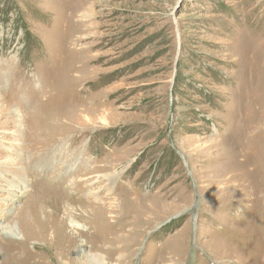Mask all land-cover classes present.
<instances>
[{
  "label": "rangeland",
  "instance_id": "rangeland-1",
  "mask_svg": "<svg viewBox=\"0 0 264 264\" xmlns=\"http://www.w3.org/2000/svg\"><path fill=\"white\" fill-rule=\"evenodd\" d=\"M59 193L120 211L82 234ZM86 237L114 264H264V0H0V264H91Z\"/></svg>",
  "mask_w": 264,
  "mask_h": 264
},
{
  "label": "bare ground",
  "instance_id": "bare-ground-1",
  "mask_svg": "<svg viewBox=\"0 0 264 264\" xmlns=\"http://www.w3.org/2000/svg\"><path fill=\"white\" fill-rule=\"evenodd\" d=\"M72 123V122H71ZM72 125V124H71ZM77 136H71V137H69V139H68V141L70 142V141H73L75 138H76ZM54 143V142H53ZM52 143V144H53ZM65 143V142H64ZM66 144V143H65ZM65 148V147H64ZM51 152V151H50ZM54 154V153H53ZM56 158V161L60 158V156H58L57 155V157H55ZM91 165V164H90ZM66 166H68V165H66ZM89 166V165H88ZM90 167V169L88 170V172L89 173H95V171H97V167H99L98 165H95V166H93V168L91 167V166H89ZM74 166H71V165H69L68 166V168H67V170H66V172H65V175H67L68 176V172H69V170H74ZM88 168V167H87ZM76 171V170H75ZM74 171V172H75ZM79 171V170H78ZM87 172V171H86ZM87 172V173H88ZM82 174H80V175H78V176H75L74 177V179H72V180H70L69 181V183L70 184H74V187H76V188H79V190H80V192H81V189H85V188H87V180L86 179H84V177L85 176H87L86 175V173H85V175H84V170H83V172H81ZM64 175V176H65ZM98 176V175H97ZM103 176V175H102ZM99 177H101L100 175H99ZM107 177V176H106ZM89 178V177H88ZM109 179V178H108ZM107 179V180H108ZM100 182V181H99ZM86 183V184H85ZM249 184V183H248ZM241 185V184H240ZM234 186V185H233ZM68 187V186H67ZM74 187H71V188H73V190H74ZM244 187V186H243ZM69 188V187H68ZM76 188H75V190H76ZM257 188V187H256ZM46 190H48V191H45L46 193L47 192H49V191H52L53 190V192L52 193H50L48 196H50V195H52V194H54V190H55V188H53V187H51V188H48V187H46L45 188ZM65 189V188H64ZM232 189V188H231ZM255 189V188H254ZM253 189V190H254ZM58 190V189H57ZM78 190V189H77ZM239 191V190H238ZM237 192V191H236ZM71 193V192H70ZM72 193H76V191H73ZM229 193V192H228ZM232 193V192H231ZM43 194V193H42ZM82 194V193H81ZM251 194V193H250ZM249 194V195H250ZM236 195H237V193H236ZM239 195V194H238ZM241 196V195H240ZM249 197V196H248ZM78 198H79V196L75 199V202H73L77 207H75V206H72L70 203H65V204H63V202H59V201H61V196H60V193H59V195H57L55 198H53V199H51L50 197H49V199H51L52 200V202H55L54 204H55V207H53V209H54V212H56L55 214L57 215V216H55L56 218V220H59L58 218V216H60V215H62V212H63V210H64V214H65V216H63V217H65L66 219H64L63 217V219H62V221L63 222H65V224L62 226V227H64L65 225H67V221H69V219H70V221H72V226H74V227H76L77 229H82V231L80 232L79 231V233H82L83 232V230L84 231H86V229L88 228L89 230H90V228H92L93 227V224H95L96 223V221H95V218H93V216L91 217V215H94V213H99V214H102V213H104L105 214V216H106V213L107 212H111L112 211V213L114 214V213H117V212H119L118 211V209H116V204L118 205V203L119 202H117V200L116 199H111V198H109V200L108 201H106V199H100V198H98L99 200L97 201H95V200H93V199H90L89 198V200H78ZM247 198V197H246ZM259 198V197H258ZM95 199V198H94ZM108 199V198H107ZM73 200V199H72ZM63 201V200H62ZM71 202V201H70ZM98 203H100V205H97ZM94 205V206H93ZM96 206V207H95ZM120 206V205H119ZM64 207V208H63ZM123 207V206H122ZM74 208L76 209V210H78L79 212L76 214V217H77V219H75L74 217H71L70 216V213H71V211L73 212V211H75L74 210ZM120 209V208H119ZM121 209H123V208H121ZM86 212V213H88V214H91V215H89V216H87V217H91L90 219H88L87 217H86V220L84 219V217H83V213H81V212ZM103 211V212H102ZM105 211H106V213H105ZM76 212V211H75ZM67 216V217H66ZM72 216H74V215H72ZM101 217H102V215H101ZM109 217V216H108ZM114 217H115V215H114ZM120 217V216H119ZM102 218H104V217H102ZM106 218V217H105ZM106 219H108V218H106ZM115 219V218H114ZM116 219H118V217L116 218ZM116 219H115V221H116ZM66 220V221H65ZM96 220H98V219H96ZM83 221H85L86 222V225L84 224V223H82ZM99 221V220H98ZM101 221V220H100ZM104 221V220H103ZM120 221V220H119ZM114 222V221H113ZM57 223H59V221L57 222ZM87 223H89L90 224V226L89 225H87ZM116 223V222H115ZM99 224H100V222H99ZM61 225V224H60ZM101 225H102V223H101ZM57 226H59V224L57 225ZM99 227V226H98ZM104 227V226H103ZM61 228V227H60ZM60 228L59 227H57L56 228V230H57V232H60ZM61 229H66V228H61ZM97 229V228H96ZM100 229V228H99ZM99 229L98 230H95V231H98V232H102L101 230L99 231ZM101 229H105V227L104 228H102V226H101ZM64 230H62L63 232H64ZM88 230V231H89ZM57 232H56V234H57ZM60 233H62V232H60ZM87 233V232H86ZM91 233V232H90ZM95 233H97V232H95ZM65 234V233H64ZM67 234V233H66ZM82 234H85L84 232L82 233ZM91 234H93V233H91ZM90 234V235H91ZM60 235V234H59ZM58 236V235H57ZM61 236V235H60ZM85 236H87V234L86 235H84V237ZM67 237V236H66ZM65 236H64V238L65 239H62L61 241V246H64L65 248H69V249H71V247H72V245L74 244L75 245V241L73 240V238H72V236L71 237H69L68 236V238H66ZM60 239V238H59ZM137 240V239H136ZM88 242L89 241H87V237H86V245H85V247H84V245H81V247H80V250H79V252H80V257H81V260H82V262L84 263V258L86 259V260H88L91 264H114V263H112L111 261L109 262V259H107V257H106V255L105 254H102V253H100L99 251H95V250H93V249H88L87 247H88ZM91 242V241H90ZM134 243H136V241H134ZM92 245V244H91ZM90 245V246H91ZM94 247V246H93ZM90 248V247H89ZM135 252V251H134ZM117 264V263H116Z\"/></svg>",
  "mask_w": 264,
  "mask_h": 264
}]
</instances>
